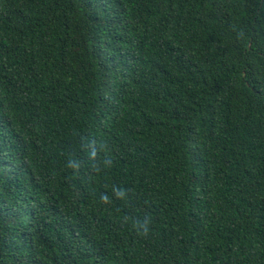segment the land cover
Segmentation results:
<instances>
[{"label": "trees", "instance_id": "1", "mask_svg": "<svg viewBox=\"0 0 264 264\" xmlns=\"http://www.w3.org/2000/svg\"><path fill=\"white\" fill-rule=\"evenodd\" d=\"M0 264H264V0H0Z\"/></svg>", "mask_w": 264, "mask_h": 264}]
</instances>
